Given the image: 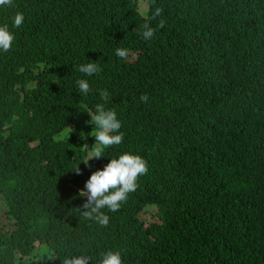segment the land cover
Masks as SVG:
<instances>
[{"label": "trees", "instance_id": "obj_1", "mask_svg": "<svg viewBox=\"0 0 264 264\" xmlns=\"http://www.w3.org/2000/svg\"><path fill=\"white\" fill-rule=\"evenodd\" d=\"M14 4L0 8L16 35L0 52V264H99L108 250L124 264H264V0H146L143 15L136 0ZM88 62L101 71L80 73ZM103 89L124 133L114 158L148 164L121 208L103 209L107 227L78 195L111 159L83 162Z\"/></svg>", "mask_w": 264, "mask_h": 264}, {"label": "clouds", "instance_id": "obj_2", "mask_svg": "<svg viewBox=\"0 0 264 264\" xmlns=\"http://www.w3.org/2000/svg\"><path fill=\"white\" fill-rule=\"evenodd\" d=\"M14 0H0V8L14 7ZM147 8V7H146ZM163 9L156 8L150 19L160 16ZM149 20H146L142 25V31L139 35L144 40H150L154 37L156 28L150 25ZM24 22V14L17 11L12 18V28H20ZM164 21L159 22L158 27H163ZM16 39L15 33L10 29L8 23L0 24V52H8ZM115 54L124 59L128 53L126 49L117 48ZM78 71L91 76L101 71L98 64L93 62L83 63L79 66ZM79 92L87 95L91 91L89 82L86 79H78L76 81ZM99 96L101 103H97L94 111L88 113L90 117L89 123L95 125L92 127L91 133L94 136L95 144L87 150L89 155L83 160L85 165H88L89 160L97 159L109 162L103 168H98L91 172L89 178L85 181L84 187L78 191V195L86 197L82 204L81 214L90 220H94L102 227H107L110 217L103 211L107 209L109 212L118 211L122 204L125 203L130 193H133L139 187V179L141 176L148 173V164L144 157L139 154L125 151L118 157L111 146L119 145L123 142L124 133L119 131L122 127L121 121L117 118L115 109L106 108L105 104L109 101L110 93L108 90H100ZM147 94L140 96V101L146 103L148 101ZM71 132V131H70ZM92 144V145H93ZM87 145V144H85ZM91 145V146H92ZM83 146V145H82ZM112 149H109V148ZM7 161L6 156L3 159ZM71 170L76 174H80L78 164ZM155 210L154 205H145L139 212L143 224H146L149 217L155 219V215L150 214ZM91 257L86 253H78L67 255L63 258L62 264H90ZM99 264H124L119 250H108L101 253Z\"/></svg>", "mask_w": 264, "mask_h": 264}, {"label": "rangeland", "instance_id": "obj_3", "mask_svg": "<svg viewBox=\"0 0 264 264\" xmlns=\"http://www.w3.org/2000/svg\"><path fill=\"white\" fill-rule=\"evenodd\" d=\"M137 10L140 14H144V11L146 10V0H136Z\"/></svg>", "mask_w": 264, "mask_h": 264}]
</instances>
